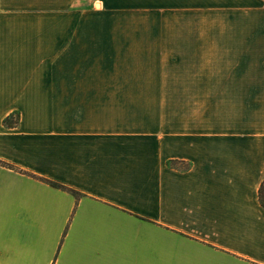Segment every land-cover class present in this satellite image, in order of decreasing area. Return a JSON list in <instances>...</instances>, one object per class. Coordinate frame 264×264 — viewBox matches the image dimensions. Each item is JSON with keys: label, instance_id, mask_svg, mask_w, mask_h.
Wrapping results in <instances>:
<instances>
[{"label": "crops", "instance_id": "0c3cea01", "mask_svg": "<svg viewBox=\"0 0 264 264\" xmlns=\"http://www.w3.org/2000/svg\"><path fill=\"white\" fill-rule=\"evenodd\" d=\"M263 177L264 0H0V264H264Z\"/></svg>", "mask_w": 264, "mask_h": 264}, {"label": "rangeland", "instance_id": "374dc122", "mask_svg": "<svg viewBox=\"0 0 264 264\" xmlns=\"http://www.w3.org/2000/svg\"><path fill=\"white\" fill-rule=\"evenodd\" d=\"M133 16V15H132ZM128 18L133 19L130 15H128ZM112 27H120L122 26V22L114 21L111 22ZM137 24L133 20L127 21L124 23L126 28H159V29H186V28H191V29H200V28H210L214 27V22H200V21H183V20H175V21H155L153 23H150L149 21H137ZM120 25V26H119ZM137 25V26H136ZM123 27V26H122ZM184 56V54H183ZM182 52L177 53V52H170L165 48L160 47L159 51H142L141 53H126V52H117L112 54V65H117V63L113 62H127L128 64H133V62H139L141 61L143 66L145 65H151L154 62H158L159 64V69H158V74L159 78L158 80L154 79L153 81L157 84V86H148V85H143L144 90L146 91H156L154 89L158 88V91L160 92L161 86H164L162 83V75L164 76L165 73L167 72H172L171 69L167 68L168 62L169 61H175V60H181L183 59ZM118 70L112 69V75L114 72L117 73ZM138 71V70H137ZM152 70H147V69H142V72L148 73ZM125 72L127 73H134L135 70L133 69H127ZM151 73V72H150ZM148 80H150L148 78ZM148 88V89H146Z\"/></svg>", "mask_w": 264, "mask_h": 264}, {"label": "trees", "instance_id": "16d2710c", "mask_svg": "<svg viewBox=\"0 0 264 264\" xmlns=\"http://www.w3.org/2000/svg\"><path fill=\"white\" fill-rule=\"evenodd\" d=\"M8 119H9L8 117H6V118L4 119V123H5V124H9V123H10V122L8 121ZM48 182H49L51 185H53V186L64 188L63 185H61L60 183H58V182H56V181L48 180ZM70 191H71L72 193L75 194V192H74L72 189H70ZM258 195H259V202H260V204L264 207V177H263V180H262V182H261V184H260V187H259V190H258Z\"/></svg>", "mask_w": 264, "mask_h": 264}]
</instances>
